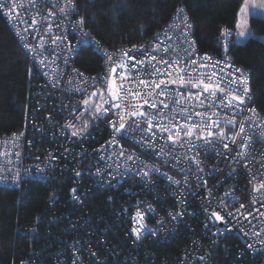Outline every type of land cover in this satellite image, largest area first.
Here are the masks:
<instances>
[{"label":"built area","instance_id":"built-area-1","mask_svg":"<svg viewBox=\"0 0 264 264\" xmlns=\"http://www.w3.org/2000/svg\"><path fill=\"white\" fill-rule=\"evenodd\" d=\"M8 3L11 4V0H8ZM66 5L67 0H36L33 7L29 0H17L15 11L10 12L8 7L0 9L8 29L27 54L28 71L33 82L31 87L45 102V106L39 105L40 109L44 110V118L41 121L44 132L41 136L31 135L32 129L39 124L40 116L36 112L26 113L20 129L0 137V185L19 189L27 183L26 180L49 183L55 180V175L67 173L62 169L63 165L75 162L79 165L83 177L77 183H73L72 180L69 182L67 186L69 194L74 196L75 193L72 192V189H77L78 186L89 188L91 191L95 187L106 190L112 187L114 191H118L113 195L122 201L120 205L123 213L120 217L121 225H118V228L121 233H125L124 241H127L135 251H142L143 245L148 242H155L157 245L167 242L169 238L184 231L188 226L191 227L190 231L196 230L200 241H195L188 246L182 255L185 259L183 264H196L194 260L198 257L200 247L206 241L211 239L210 241L218 242L224 236L232 233L240 238L245 249L251 255L262 254L264 256V242H262L264 241V216L260 215V213H264V208H261L259 203L249 206L253 196L264 203V190L252 192L254 184L258 185L259 182L264 181V137L260 136V133L264 132V116L258 112L254 104V93L250 86L248 71H244L237 65L228 52L232 30L222 27L218 36V50L214 53H203L195 43L193 25L184 10L179 16L175 13L171 20L157 32L154 40L148 44H135L144 46L148 50L157 43L161 48L169 45L176 48L177 45H180L181 47L177 48L176 52L166 55L165 58L176 59L179 56L185 60L200 61L207 55L212 59L203 60V63L208 65H212L216 61H221V63L217 64L214 69L212 67L200 69L201 72H219L223 68L224 72L220 75L227 80V73L239 76L240 73L236 72V69L239 68L248 76L251 98L240 106V109H244L243 111L228 109L224 106L212 109L218 114L213 116V119L228 116L236 122V127L233 128L231 125H225L221 119V127L225 128L228 134V139L224 142L228 143L231 151L224 149L222 144H216L214 151H205L199 148L202 141H195L197 148L191 152L186 151L187 144L184 148H176L177 154L196 156L199 152V156L196 158L202 161L200 167L204 171L198 173L196 165L183 159L182 156L180 163H176L168 155H156L152 148H146L137 143L140 139L139 133H129L128 136L120 139L124 156L118 155L121 151L120 147L108 145L113 135L108 120L115 119L114 113L119 110L113 109L107 116H101L92 121L91 109H87L83 101L90 99L93 105L101 102L99 94L92 97L91 93L97 89L107 88L105 76L113 65L111 62H106L107 58L104 53L112 54L114 60L118 61L121 52L131 49L133 45L105 49L98 46L89 36L81 37L80 29L74 26L79 21L74 17L75 12L62 13L59 11ZM33 16L40 23L32 24ZM43 17L47 19H42ZM224 29L230 30L226 38L221 36ZM58 36H65L67 39L57 40L56 44H53L52 41ZM168 37L171 39L169 40ZM81 40L92 44L101 55V68L93 73H86L72 63L79 46L87 44L78 43ZM225 45H228L227 52L224 50ZM182 49H189L192 55L186 56ZM130 54L141 58L139 52ZM155 54L159 56L161 53ZM229 64L232 67H227ZM188 67L191 68L192 65L189 64ZM148 70L151 71V68ZM81 73L83 75H80ZM92 77L98 79L93 80ZM171 87L176 88V86ZM225 87L228 86L225 85ZM138 91L139 89L133 88L129 94L130 98L135 97ZM180 91L186 92L188 89ZM192 91L196 90L192 89ZM105 95H107L106 92ZM160 99L164 98L160 97ZM104 107H109V105L106 104ZM250 108H254L255 112L247 110ZM145 110L155 111L147 108ZM198 111H203V109H198ZM80 113L83 115H79ZM78 116L79 118H77ZM84 121H89V128L83 135L73 137L71 130L65 127L68 123L82 127ZM241 121L244 124L245 133L252 137L247 148L239 147L243 143L242 137L245 135V133H239ZM181 122H183L182 118ZM146 126V124L142 125V127ZM213 131L218 130L213 129ZM20 133L23 135H19ZM237 133L239 134L236 135V143L233 144L231 137ZM133 136L135 139L132 138ZM163 143L162 140L156 141L155 151L158 152ZM44 145L55 149V154L49 152L52 160L44 159V154L36 149L44 147ZM63 148H67L71 156L66 157L62 151ZM79 148H82V151L76 154L75 151ZM164 151L167 153L171 151V148H165ZM238 151L246 153L243 160L236 156ZM218 152L222 155H217ZM130 155L134 158L139 157V159H128ZM245 165L247 166L245 167ZM181 169L185 171L182 172ZM189 169L191 171H188ZM141 170L148 171L150 179H144L137 175V172ZM185 176L188 177L187 180H185ZM197 176L202 179H197ZM168 177L180 180L181 183L175 184ZM203 181H207V184L205 185ZM226 192H231L236 199L233 200L232 195L225 197ZM221 198H224L225 202L230 205L234 204L236 208L243 205L244 207L240 209L241 213L251 212L252 214L245 220L240 214H237L233 219L227 217L225 212H221V215H225L226 222L210 221L209 213L204 209L220 211L218 204ZM181 200L183 203L179 202ZM68 203L71 207L73 206L70 200ZM149 205L154 211H148ZM137 207L146 213L144 220L146 227L141 230L139 240L131 231L133 226H139L134 225L133 222ZM258 208L260 212L256 211ZM228 211H233V208L229 207ZM169 212L173 215L177 212L183 214L172 219ZM80 233L82 232H79L78 226L67 231L68 236H82ZM253 233L260 234L257 236ZM80 238L76 252L87 250V244L90 242V239ZM65 252L70 254L69 250H65L63 253ZM119 254L122 255V253ZM76 255L78 254L76 253ZM75 256L71 255L72 258ZM34 258L37 259V257ZM186 258L189 259L186 260ZM41 260L44 264L50 263V260ZM199 262L201 261L199 260Z\"/></svg>","mask_w":264,"mask_h":264},{"label":"trees","instance_id":"trees-1","mask_svg":"<svg viewBox=\"0 0 264 264\" xmlns=\"http://www.w3.org/2000/svg\"><path fill=\"white\" fill-rule=\"evenodd\" d=\"M242 1L75 0L74 17L85 20L83 29L105 49L148 44L179 8L190 18L195 43L203 53L216 52L221 28H230L228 52L237 65L248 71L254 104L264 116V43L255 36H264V18L250 16L254 37L236 42L234 26ZM72 63L86 73H93L101 68V55L92 44H81ZM28 64L27 54L0 13V137L20 129L26 113L37 112L40 116L31 135L39 137L44 132L41 125L44 110L39 105L45 106V102L31 87ZM47 148L44 145L36 149L49 161L55 149ZM62 151L66 157L71 156L67 148ZM81 151L79 148L75 153ZM62 169L67 173L55 175V180L49 183L26 180L19 189L0 185V264H44L41 259L50 260L49 264H183L182 255L188 246L200 241L196 230L190 231L187 226L167 242L158 245L148 242L142 251H135L118 228L123 213L122 201L113 196L118 191L112 187L109 190L95 187L91 191L78 186L75 196L79 198L74 199L67 186L71 180L77 183L82 179V174L76 175L81 173L79 165L74 162ZM76 226L82 236H68L67 231ZM80 237L90 242L87 250L76 252ZM210 240L200 247L196 264H264V256L251 255L233 233L218 242ZM65 250L70 254L63 253Z\"/></svg>","mask_w":264,"mask_h":264},{"label":"snow or ice","instance_id":"snow-or-ice-1","mask_svg":"<svg viewBox=\"0 0 264 264\" xmlns=\"http://www.w3.org/2000/svg\"><path fill=\"white\" fill-rule=\"evenodd\" d=\"M29 3L34 7L36 0H29ZM20 6L22 7L23 5ZM5 7H8L10 12L15 11L17 0H11V4L8 3V0H0V9ZM250 7L264 9V0H244V4L240 9L242 18L243 14ZM59 11L62 13L66 11L75 12V0H67L66 7H61ZM183 12L184 9L179 8L176 14L179 16ZM42 19L47 18L43 17ZM31 22L32 24L40 23L34 16L31 18ZM84 25L85 20L81 18L74 26L80 29L81 37L90 36V33L83 30ZM237 28L242 29L237 32V40L254 37V33L247 27L246 23H238ZM229 31L228 29L222 30L221 36L226 38L229 35ZM66 39L65 36H58L52 43L56 44L57 40L64 41ZM168 39L170 40L171 37H168ZM78 43H87V41L81 40ZM180 47V45H177L176 48H173L172 45H169L168 47L161 48L160 44L157 43L148 50L144 46L133 45L131 49L121 52L118 61L114 60L112 54L105 52L106 62H111L113 65L105 76L107 88L97 89L91 93L92 97L99 94L101 102L93 105L90 99H85L83 104L87 106V109H91L90 115L92 121L99 119L101 116H107L113 109L119 110L114 113L115 119L108 120L113 130L112 139L108 142V145L120 147L121 151L118 153L119 156H124L123 145L120 144V139L125 138L129 133H139L140 139L137 143H140L146 148H152L156 155H168L176 163H180L182 156L183 159L196 165V172L202 173L204 171L200 167L202 161L196 158V156H199V152H197L196 156L177 154L175 151L176 148H184L187 144L188 148L186 151L191 152L197 148L195 141H202L199 148L205 151H214L216 144H222L224 149H229L228 143L224 142L228 139V134L225 128L221 127V119H223L225 125H231L233 128L236 127V122L232 117L228 116L213 119L212 117L218 114L212 111V109L218 106H224L232 110L240 109V106L244 105L246 100L251 98L250 88L248 86L249 80L248 76L239 68L236 69V72L240 73V75L234 76L232 73H227V80L220 75V73L224 72L223 68L219 72H201L200 69H207L209 67L214 69L217 64L221 63V61H216L212 65L203 63V60L212 59L207 55L201 58L200 61L196 59L185 60L179 56L176 59L165 58L166 55L176 52L177 48ZM227 49L228 45H225V52H227ZM69 50L71 51L72 49L70 48ZM182 50L186 56L192 55L189 49ZM132 52H139L141 58L131 55L130 53ZM155 53L161 54L158 56ZM189 64L192 65L191 68L188 67ZM227 67L230 68L232 66L229 64ZM149 68H151V71L148 70ZM141 69H143V72H141ZM80 75L83 74L81 73ZM91 79L97 80L98 78L92 77ZM117 80H119V83H117ZM225 85L228 87H225ZM171 86H176V88L173 89ZM133 88H137L139 91L135 97L130 98L129 94ZM181 89H188V91H180ZM192 89L196 91H192ZM105 92L107 95H105ZM173 92H175V95H173ZM238 92L239 94H237ZM160 97L164 99H160ZM106 104L109 107H104ZM146 108L155 111L150 112L145 110ZM198 109H203V111H198ZM240 110L243 111L244 109ZM247 110L255 112L254 108ZM79 115H83V113ZM181 118L183 122H181ZM145 124L147 126L142 127ZM65 127L70 129L71 136L75 137L83 135L88 131L89 121H84L82 127H77L71 123L66 124ZM213 129H217L218 131H213ZM239 133H245L242 121L240 122ZM239 133L232 135L231 140L233 144L236 143V135ZM19 135H23V133ZM260 136L264 137V132H261ZM132 138L135 139V136ZM242 139L243 143L239 147L247 148L252 137L245 133ZM158 140H162L164 143L157 152L155 148L156 141ZM169 147L171 151L165 153V148ZM17 155L19 154L17 153ZM217 155H222V153L218 152ZM245 155L246 153L236 152V156L240 157L241 160L245 158ZM128 159H139V157L134 158L130 155ZM165 163H168V161H165ZM181 171L183 172L185 170L181 169ZM188 171H191V169ZM80 174V172H76L77 176H80ZM137 175L144 179H150L148 171L141 170L137 172ZM168 179L173 180L175 184L181 183L180 180H174L172 177H168ZM187 179L188 177L185 176V180ZM197 179H202V177L197 176ZM252 179H255V177H252ZM203 183L206 185L207 181H203ZM262 190H264V181L252 186V192H261ZM76 191L75 188L72 189L73 193H76ZM230 195L233 196V200L236 199L231 192L225 193V197ZM73 198L78 199L79 197L74 195ZM179 202L183 203L182 200ZM258 203L261 208H264V203H261V201L253 196L249 206L251 207ZM218 207L220 211H210L208 208L204 209L205 212L209 213L208 219L210 221L226 222V217L225 215H221V212H225L227 217H232L233 219L236 218L237 214H240L245 220L252 214L251 212L241 213L240 209L244 207L243 205L240 208H236L234 204L230 205L226 203L224 198L220 199ZM229 207H232L233 211H228ZM148 211H154V209L149 205ZM256 211L260 212V209L258 208ZM182 214V212H177L173 215L169 212V216L172 219H176ZM145 215L146 213L139 207L136 208L133 222L134 225L139 226H133L131 231L137 240L140 239L141 230L146 227L144 223ZM260 215L264 216V213H260ZM253 234L258 236L260 233Z\"/></svg>","mask_w":264,"mask_h":264},{"label":"rangeland","instance_id":"rangeland-1","mask_svg":"<svg viewBox=\"0 0 264 264\" xmlns=\"http://www.w3.org/2000/svg\"><path fill=\"white\" fill-rule=\"evenodd\" d=\"M243 4H244V0L242 1L241 5H240V7H239V9L237 11V17H236V22H235V26H234V40L236 42H244L247 39V38H245L243 40H237V32L242 30V29H238L237 28V24L238 23H242V24L246 23L247 27L250 29V26H249V18H250V16H257V17H263L264 18V9L252 8V7H250L248 9V11L245 14H243V18H242L241 13H240V9L243 6ZM255 36L257 38H259L264 43V36L263 35H255Z\"/></svg>","mask_w":264,"mask_h":264}]
</instances>
